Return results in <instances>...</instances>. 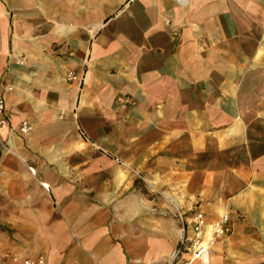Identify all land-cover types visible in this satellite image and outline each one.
<instances>
[{
  "label": "crops",
  "instance_id": "0c3cea01",
  "mask_svg": "<svg viewBox=\"0 0 264 264\" xmlns=\"http://www.w3.org/2000/svg\"><path fill=\"white\" fill-rule=\"evenodd\" d=\"M0 79V264H177L175 206L264 264V0H0Z\"/></svg>",
  "mask_w": 264,
  "mask_h": 264
},
{
  "label": "built area",
  "instance_id": "2783aa9c",
  "mask_svg": "<svg viewBox=\"0 0 264 264\" xmlns=\"http://www.w3.org/2000/svg\"><path fill=\"white\" fill-rule=\"evenodd\" d=\"M168 22V21H167ZM176 35V32H173ZM10 57L16 59L19 63H23L24 59L16 53L11 52ZM67 80L81 81V77L74 71L67 73ZM13 90V85L5 79H0V146L5 151H11L14 145L15 129L9 125L6 115L5 95ZM117 102L125 105H132L134 101L128 97L119 95ZM7 130L6 138L1 136V131ZM21 134L28 135L32 131V125L27 120H22L16 127ZM81 136L85 137L82 129ZM19 156V155H18ZM34 173V169L29 167ZM47 189V186L44 185ZM190 230L192 235L186 233V229H181L177 249L172 253V258L177 264H209V252L219 238L226 237L232 232L231 218L228 211H224L221 216L213 221H209L204 211L197 208L193 211L190 218ZM182 248L188 250V254H182ZM186 255V256H185ZM14 264H48L42 256L36 258H12Z\"/></svg>",
  "mask_w": 264,
  "mask_h": 264
},
{
  "label": "rangeland",
  "instance_id": "374dc122",
  "mask_svg": "<svg viewBox=\"0 0 264 264\" xmlns=\"http://www.w3.org/2000/svg\"><path fill=\"white\" fill-rule=\"evenodd\" d=\"M84 132V131H83ZM85 133V132H84ZM83 137V136H82ZM86 141H88L90 144H91V146H93V147H95V148H102V146H100L99 144H97V143H94L88 136H87V134L85 133V137H83ZM104 148V147H103ZM105 149V150H104ZM103 150H104V153H109L110 151L109 150H106V148H104ZM110 154L112 155V159L114 160V161H117V162H123L122 161V159H120V158H118L117 156H114V154H112L111 152H110ZM132 172H133V174L138 178V179H140L141 180V177H142V175H141V173H140V171H138V170H132ZM143 182V181H142ZM140 186V183L138 184V187ZM142 189L144 190V188H143V186H142ZM145 189H147V193L148 194H153V195H161L160 193H161V191H159V190H161V188L159 187L158 189H156V188H154V187H151L150 185L147 187V188H145ZM164 203H168V202H164ZM169 204H173L172 202H169ZM195 210V209H194ZM184 210H183V208H180L179 206L177 207V206H175V210H174V212H175V220L177 219L178 220V228L177 229H186V233L188 234V235H192V233H191V230H190V221H189V219L187 218V216L189 215L188 213H185V211L183 212ZM193 213V212H192ZM189 229V230H188ZM179 230V233H178V242H179V236H180V231ZM178 246V245H177ZM177 246L175 247V249H177ZM182 251H183V255H184V253L187 255L188 254V250H186V248H182ZM210 251H211V249H210ZM185 255V256H186ZM209 255H210V252H209Z\"/></svg>",
  "mask_w": 264,
  "mask_h": 264
}]
</instances>
